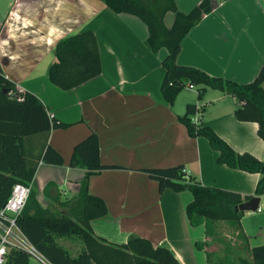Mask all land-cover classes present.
<instances>
[{"label": "crops", "instance_id": "0c3cea01", "mask_svg": "<svg viewBox=\"0 0 264 264\" xmlns=\"http://www.w3.org/2000/svg\"><path fill=\"white\" fill-rule=\"evenodd\" d=\"M201 1L174 3L179 12L187 14ZM211 2V12L182 40L176 63L211 77L249 83L264 62V0ZM173 22L174 14L166 13L165 27L171 28ZM85 31L96 37L101 72L73 89L61 90L48 78V69L56 61L54 47L65 37ZM147 37L141 19L116 14L101 0L0 3V70L19 92L34 94L50 117L69 125L24 140L30 165L37 163L46 145L63 160L61 166L37 163L32 188L40 208L57 216L68 214L70 207L64 203L77 195L84 176L83 170L69 167L72 151L94 133L101 164L120 167L89 178L88 192L107 208L104 218L90 222L94 235L117 245L141 237L153 246H166L179 264H208L211 242L204 226L192 227L186 216L190 192H160L158 183L141 170L183 166L186 175L203 186L241 197L253 195L258 174L217 164V152L208 141L188 135L178 120L187 104L199 108L202 125L235 153L264 161V143L256 135L255 123L234 118L238 103L229 95L206 89L198 98L197 87L185 88L169 105L160 91L161 62L167 51L150 52ZM238 226L243 238L228 247L235 257L249 261L251 248L264 245V212H243ZM57 243L72 258L82 246L67 238ZM197 244L206 246L200 250ZM29 264L48 263L37 253Z\"/></svg>", "mask_w": 264, "mask_h": 264}, {"label": "trees", "instance_id": "16d2710c", "mask_svg": "<svg viewBox=\"0 0 264 264\" xmlns=\"http://www.w3.org/2000/svg\"><path fill=\"white\" fill-rule=\"evenodd\" d=\"M116 14H130L145 24L148 37L145 45L156 54L167 51L161 66L164 78L160 91L164 100L172 105L176 96L185 88L197 87V97L202 98L206 89L219 91L236 99L238 106L233 112L237 121L257 125L256 135L264 143V62L255 78L245 84L211 77L203 71L176 63L180 44L188 32L212 10L211 0H202L189 13L177 10L174 0H101ZM225 1V0H220ZM174 14L171 28H166L163 17ZM56 61L48 69L50 82L61 90L73 89L97 77L101 72L100 54L96 37L91 31L70 35L58 41L54 47ZM199 111L195 104H187L185 112L178 117L190 137H203L209 147L217 152L216 163L246 173L258 174L252 196L241 197L236 193L203 186L194 178L184 175L183 166L165 169L141 170L158 183V189L174 192L188 191L192 201L186 206V216L192 227L204 226L205 236L213 241V227L217 222L235 226L237 237L242 239L238 222L243 212L236 207L264 194V161H258L247 153L237 154L205 125H195L191 117ZM57 119L50 117L42 102L30 92H19L15 84L0 70V210L9 199L15 184L30 187L26 204L16 219V227L33 249L48 264H179L172 252L164 245L153 246L147 239L131 237L125 244L110 243L94 235L90 222L104 218L107 208L104 202L88 192V181L93 175L107 169L100 161L98 137L90 133L73 148L70 168L84 171L77 195L64 205L67 215L57 216L42 209L35 199L32 188L37 163L61 166L62 157L49 145L33 166L27 161L24 140L34 135L48 134L52 130L66 128ZM67 238L80 242L78 255L72 258L58 243ZM206 244L196 247L204 250ZM213 253H206L208 264H227L222 259L213 260ZM250 260L240 259L229 264H264V245L251 248ZM31 255L21 249H10L8 264H29Z\"/></svg>", "mask_w": 264, "mask_h": 264}, {"label": "built area", "instance_id": "2783aa9c", "mask_svg": "<svg viewBox=\"0 0 264 264\" xmlns=\"http://www.w3.org/2000/svg\"><path fill=\"white\" fill-rule=\"evenodd\" d=\"M188 88L191 89L193 87ZM191 121L195 125L200 124L201 119L198 111L191 117ZM183 174L186 175L185 171H183ZM29 193L30 187L15 184L9 199L0 210V264H8L7 255L12 248L25 250L31 256H37V252L16 227V219L22 212ZM262 212H264V194L258 198L257 208L254 213Z\"/></svg>", "mask_w": 264, "mask_h": 264}, {"label": "rangeland", "instance_id": "374dc122", "mask_svg": "<svg viewBox=\"0 0 264 264\" xmlns=\"http://www.w3.org/2000/svg\"><path fill=\"white\" fill-rule=\"evenodd\" d=\"M5 1L1 0V5H4ZM213 232L215 234L214 240L209 244V253H213V260L222 259L224 261L225 258L226 260L228 259L227 261L225 260L227 264L238 262L240 258L235 257L237 255L231 250V246H234L235 242L240 241L237 237L235 226L227 222H217L214 224ZM230 244L232 245L228 247ZM231 255L233 256L232 258L230 257Z\"/></svg>", "mask_w": 264, "mask_h": 264}, {"label": "water", "instance_id": "95a60500", "mask_svg": "<svg viewBox=\"0 0 264 264\" xmlns=\"http://www.w3.org/2000/svg\"><path fill=\"white\" fill-rule=\"evenodd\" d=\"M257 204H258V198L253 197V198L249 199L248 201L239 204L236 207V211L253 213L257 208Z\"/></svg>", "mask_w": 264, "mask_h": 264}]
</instances>
